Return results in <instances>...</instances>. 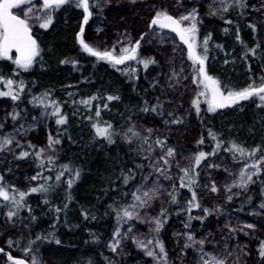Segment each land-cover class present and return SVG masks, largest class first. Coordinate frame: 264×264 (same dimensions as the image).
<instances>
[{
    "label": "snow or ice",
    "instance_id": "snow-or-ice-1",
    "mask_svg": "<svg viewBox=\"0 0 264 264\" xmlns=\"http://www.w3.org/2000/svg\"><path fill=\"white\" fill-rule=\"evenodd\" d=\"M132 5L138 3V0H128ZM112 0H0V61L11 62L14 65L12 70V76H6L2 69H0V97H9L12 101H18L21 98V94L24 93L26 85L24 80H17L14 77L19 75L21 71L27 72L39 64L44 68V49L34 34V28L38 26L39 29L49 30L54 27V21L56 19V13L61 9L71 6L76 9H81L82 22L79 25V31L75 33V39L78 42L83 52L88 53L90 56L95 57L97 61H105L113 67H116L118 71H122L127 74L131 79L136 75L137 69L131 67V62H135L137 65H142L144 70L149 69L150 66L159 65L155 56L143 57L140 54L142 44H152L155 42L159 46L166 44L171 45V54L167 56V64L169 65V72L167 74L161 73V76H166V84L161 85L160 79H154L150 87L156 88L160 86L163 92L164 88L177 90L178 86L187 88L184 81H189L195 88V97L191 101V107L194 108L197 117L201 115V105H206L207 113H216L219 109L230 108L233 106L241 105V102L248 101L255 104L256 108L261 112H264V75L259 77V81L251 79V82L242 88H235L222 82V80L209 71L208 61L212 51V33L208 32L207 35L200 38V25L203 23L201 19L200 10L195 6V0H193V6L191 8L186 7L185 0H174L175 12L169 10V8L161 4H151L152 11L149 13L148 18L145 20L147 31L141 32L138 38H133L130 33L125 32L123 39H117L116 43L110 48L106 47L101 49L99 46H95L86 42L85 38V25L89 24L90 19L94 15V9H100L103 11L104 7L109 6ZM249 7L248 0H213L209 5L208 15L220 16L223 18V14L230 10L240 9L244 10ZM243 12L241 11V15ZM228 24H232L231 20L225 21ZM249 28L255 33L257 31V25L251 23ZM167 30V31H165ZM100 31V29H97ZM239 26L236 29V39L245 47L246 51L243 54V59L247 60L248 54L255 57L257 50L260 51V55L264 57V46L260 43H256L253 47H248L241 40L239 35ZM224 32H228L225 28ZM172 34H175L173 37ZM178 38L179 43H177ZM216 49L223 50V45L215 44ZM181 56L186 52V60H180L179 70L176 67L177 53ZM163 55V53H161ZM227 56L228 53H225ZM187 62H190L187 63ZM235 61L233 60V63ZM61 64L72 63L75 66L78 61L70 60L68 58L60 60ZM225 64L229 61L225 59ZM125 66L123 69L118 66ZM190 69V71H187ZM249 71L251 72V66L249 65ZM51 93L45 91L40 96H33L32 103L34 106L42 107L43 111L39 116L32 117L34 122H39L41 119H46L49 115L55 116L57 125L67 124V116L62 113L60 103L54 99H50ZM97 99L96 96H91L85 100H81L80 103L85 106H91L92 102ZM118 95H108L107 100H119ZM171 103V101H169ZM103 107L108 108V104H103ZM242 107V106H241ZM49 109L51 111H49ZM144 113H153L159 116L163 120L165 126L179 125L184 123L182 117H176L173 111H165L164 103L159 97H156V103L150 104L147 100L144 101V106L140 109ZM7 115L11 116L13 122L18 121L20 118V112L16 111L15 107L11 113ZM95 116L97 122L92 123L91 127L94 129V139L99 138L106 141L108 145L117 143V137L123 139L129 147L136 144L135 151L138 154H144L143 158L148 160V167L151 171L148 175L143 174L145 165L137 164L136 169L140 170L142 179L147 182L149 177L156 175L157 179L151 182V187H148L146 183L138 184L135 190L130 193L131 202L125 204H119L118 206L109 205L112 212L115 213L116 227L112 233V237L108 243V247L113 253H121L123 251V243L126 239H131L135 246L140 249L143 254L150 257L154 264H173L169 260V254L166 250L165 244L160 239V233L165 228V225L169 219L168 210L164 207L165 203L178 204L179 191L177 185L173 181L171 169L173 165L179 171V188H187L191 193V198L186 202V208L183 211L187 213V221L184 223V228L189 231L181 233H174L177 236H183L184 244L180 248L178 258L181 260V264H184L189 250H192L193 261L191 264H240L242 257L248 255L247 244H240L237 242L231 249L228 244V240L233 235L242 232L245 236L255 234L259 229L257 223H246L243 226L233 227L230 224L226 225L228 228V238L223 244V252H217L216 245L219 241L209 240L207 237L197 239L195 234L190 230L191 222L196 219L201 223L212 215L213 213L219 215L221 206L215 207L202 206L200 198L198 197L197 188L203 187L207 191L213 194H218L220 189L217 186L215 180H212L210 184L206 183L201 185L200 166L202 162H205L209 156H215L225 144L223 139L218 138V134L209 130V136L215 141L211 153L205 151H199L194 154L193 157L186 158L189 163L187 166H182L179 160H176L178 155L174 147L168 146V138L156 135L153 139V133L158 130L154 127L145 128L143 131L137 128L135 124H129L126 129L117 131L114 125L110 122L101 123L99 118L101 116L100 106L95 108ZM87 119L92 120L89 116ZM261 125L264 126V116L261 117ZM6 127V123L0 121V152L8 151L12 152V146L20 148L18 154L14 153L15 159H25L30 155H33L37 161V167L42 170L52 171V166L55 165L57 156L55 154L56 144L61 141L59 139H53L51 135L48 137V144L44 148L36 149L31 142L28 143V148L33 149L30 153L24 149V145L16 138L19 134V129L14 128L12 133H3L2 130ZM20 128H24V125H20ZM27 131V129H25ZM204 142L201 138L198 143ZM229 147H223V150L232 154L234 160L238 157L240 160L251 159L252 163L244 162L240 168L238 177L233 179L231 184H225L224 189L226 193V199L232 201L233 197L239 195V193L233 192V188L243 189L245 192L249 190V185L254 184L253 177H259L264 172V144H258L251 149L242 146L235 140L227 141ZM160 149V154L153 156L152 153L156 149ZM50 153V154H49ZM238 154V157H237ZM209 168L219 167L215 164H208ZM61 171H59L55 180L57 185L48 183L52 180V176L44 177L42 172H38L30 179L32 181H38L43 179V183H38L35 186L30 187L27 191L18 189L13 184H7L5 182V176L0 174V208L6 209L4 211L5 221L14 228L17 222L23 224L24 228L28 231V243L26 246L20 248L23 253L22 256L13 255L11 251H6L4 247H0V254H3L5 258L3 264H44L40 253V248L37 242H47L59 245L61 240L56 238L54 232L45 234H36L32 239V231L30 224L37 220V217L32 214L33 209L27 203L26 197L33 193L41 194L44 199L43 203L48 205L50 203L47 195L53 191L55 187L59 186L61 178L65 173H69L67 179V188L71 189L73 184L80 179L81 170L79 168H70L69 165H60ZM10 171V169H9ZM134 169H128L127 171L121 170L118 179L122 182V185L128 186L130 181L135 180ZM227 171V169H226ZM235 175V174H233ZM160 177L164 180L170 181V189L166 188L160 183ZM115 190V189H114ZM262 195H264V188L261 189ZM129 193L124 192L123 196H128ZM167 195L168 201H164L163 197ZM68 202H71V195L67 197ZM251 200V197H248ZM160 200L159 213L148 216L147 211L143 214L141 209L147 210L152 207V204ZM261 210H264V202L259 205ZM68 203H65L63 208L56 207L55 212L57 214L62 211L66 213ZM200 210L202 215L193 216V210ZM27 211L29 214L27 219L28 223H25V217L21 216L22 211ZM81 214L85 219L91 216V219L95 220L97 217L91 214L88 210H83ZM107 214V213H106ZM254 215L264 218V211L259 213H253ZM59 216H57V221ZM140 221L149 225V233L151 239L142 240L137 235H133V225L130 222ZM129 224L127 230H123V225ZM154 225V226H153ZM54 227V226H53ZM250 230V231H249ZM2 235V233H0ZM212 234L209 233V236ZM23 236L21 237V239ZM94 239L98 237L94 236ZM7 246L11 249L14 245L17 247L20 244V240H13L9 238ZM158 249V251H156ZM211 249V250H209ZM259 262L264 264V239H261L257 249ZM88 264H92L90 260ZM113 264V262H109Z\"/></svg>",
    "mask_w": 264,
    "mask_h": 264
},
{
    "label": "trees",
    "instance_id": "trees-1",
    "mask_svg": "<svg viewBox=\"0 0 264 264\" xmlns=\"http://www.w3.org/2000/svg\"><path fill=\"white\" fill-rule=\"evenodd\" d=\"M185 5H187L186 1ZM107 9L108 7H104L103 11L94 9L92 18L97 17L102 19ZM205 11V5H201L200 14L203 23L200 25V38L202 40L208 32L212 33L210 58L221 53L223 58H215L221 59L222 64L227 65L224 63L226 59L224 56L225 50L228 49L226 42L229 39L228 37H230L233 41L237 42V47L242 49V61L246 64L247 72L250 73V80L245 86L251 82V79L259 81V77L264 75V62L256 56H251L250 53L248 54L249 58L244 60L243 54L246 49L236 39V29L239 26L241 40L248 47H253L252 42L255 40V33L248 27L252 22L249 20L239 22L234 19H228L232 21V24L226 23L227 19L209 21L206 19V15H204ZM81 12V9L67 6L56 13L54 27L47 31L41 30L40 33L34 32L44 49V68L42 69L37 64L27 72L21 71L14 78L24 80L26 85L25 91L32 98L48 91L51 93L50 99H54L59 103L61 96L58 92L65 88L67 82H70L69 86L76 90L73 102H71L72 104H78L84 110L91 111L93 115H95V108L100 106V122H110L117 131H121L128 127L126 117L129 113H134L138 116L144 114L140 109L144 106L145 100L150 104L156 103V97L158 96L152 87H150V84L154 79H160L161 85H165V76H161L160 74L166 73L167 65L162 55L152 52L148 47L141 48V56H155L160 61V64L150 66L149 69L144 70L142 65L131 62V67L137 69L136 75L131 79L127 74L118 71L116 67L111 66L107 62L97 61L95 57L83 52L75 39V33L79 31V25L82 22ZM88 25H85V31ZM225 28L228 29V32H224ZM215 44L223 45V50L216 49ZM65 58L74 59L78 63L75 66L72 63L61 64L60 60ZM249 65L251 66V72L249 71ZM208 66L210 73L219 77L223 82L224 76L220 72V67L213 63H208ZM118 67L123 69L125 66ZM13 68L14 65L11 62L0 61V69H2L6 76L13 75ZM227 79V85L229 86L235 88L244 87L234 82L231 75H228ZM157 88H160V86H157ZM108 95H118L120 99L108 101ZM91 96H96L97 99L92 102L90 107L80 103L81 100H85ZM105 103L108 104V108L106 109L103 107ZM60 106L62 113L67 116V124L57 125L55 122L57 117H53L46 127L48 134L53 139L61 141L59 144L53 146L59 153V157L55 165L52 166V171L39 169L37 161L30 155L28 158L21 160L13 157L12 160L0 168V174L5 176L7 184H13L18 189L27 191L30 187L44 182L43 179L38 181L30 179L38 172H42L44 177L51 175L52 180L48 181V183L57 185L58 182L55 180V176L61 171L60 165H69L73 169L79 168L81 170L80 179L73 184L71 189H68L67 179L69 173H65L61 178V182H59V186L55 187L47 195L50 201L48 205L43 203L44 197L39 193H33L26 197L27 203L33 209L32 214L37 217V220L30 224L32 239L35 238L36 234L42 233L46 235L49 232H54L56 238L61 240V244L59 245L54 242L38 241L42 244V248L50 264H88L90 260L92 264H109L110 261L113 264H121L108 250L107 244L114 231V222L110 221L106 216L105 208L111 203L121 200L123 191L130 187L137 179L138 173L134 167L133 149L122 141L108 145L106 141L99 138H91L94 129L92 127H84V122L87 121L86 117L70 119L66 112V106H62L61 104ZM201 108V115L199 118L197 117V120L200 123V139L203 138L204 142L191 146L194 154L199 151L211 153L215 146V141L209 136V130L217 133L218 138L225 141L222 147H229L230 145L227 144V141L236 140L239 137H243L244 139L238 143L249 149L258 144H264V126L261 125V117L264 116V112L258 115L255 104L247 101L244 107H240L237 122L229 118L231 116L227 115V111L218 110L216 113H207L206 105L204 104L201 105ZM103 114H108V116L105 117ZM233 122L239 125L236 130L235 139L228 137L230 132L229 127ZM257 125L259 127V139L257 142H254L252 135ZM25 150L29 151L26 147ZM128 169L135 170V180L130 181V184L125 186L122 185L118 177L121 170L127 171ZM259 178L260 176L255 177V183L252 187L247 192L243 191L239 198L230 202L228 208L243 214L248 207L256 204L259 200L260 192L261 180ZM177 188L179 191V203H169L168 213L173 209H177V212L180 213L179 216L182 217H180L181 219L172 218L169 215L168 222L161 231L163 240L167 244L171 228L175 225H181L184 228V223L187 221V213L183 209L186 208V202L191 198V193L187 188H179V182L177 183ZM69 195L72 197L70 203L67 199ZM248 197H251V200ZM65 203H68L66 213L62 211L57 214L55 208H63ZM5 210L4 208H0L1 217L4 216ZM83 210H88L97 218L93 220L89 216L88 219H85L81 214ZM28 215L26 210L21 213V216L25 217V223H28ZM57 216H59L58 221ZM217 223L218 220L213 215L208 216L203 223L194 219L191 222L190 230L196 234L213 231ZM28 231L19 221L16 227L13 228L11 224H3L0 220V233H2L0 241H3L5 244H7L6 241L9 238L17 240V235L20 232H24L28 236ZM94 236L98 237V239H94ZM261 239H264V236H257L255 241L247 248L248 255L244 258L245 264H260L257 249Z\"/></svg>",
    "mask_w": 264,
    "mask_h": 264
},
{
    "label": "rangeland",
    "instance_id": "rangeland-1",
    "mask_svg": "<svg viewBox=\"0 0 264 264\" xmlns=\"http://www.w3.org/2000/svg\"><path fill=\"white\" fill-rule=\"evenodd\" d=\"M187 2L186 7L191 8L193 6V0H185ZM213 0H195V6L201 10V5H205L206 11L204 15H206L207 20H236L239 22H245V20H249L252 23H255L257 25V31L255 32V40L252 42L253 46H255L256 43H260L262 46H264V0H248L249 7L240 10V9H234L230 10L227 13L223 14V18L220 16H210L208 15L209 5L212 4ZM228 2H231V0H228ZM156 4L157 6H160L161 4L166 5L170 11L175 12L174 7V0H138V3L135 5H132L128 2V0H112V3L107 6L108 9L106 11L105 16L100 19L97 17H94L91 19V22L89 23L88 27L86 28L85 38L87 39V42L90 44H93L95 46H99L101 49L106 47H111L113 44L116 43L117 39H123V34L125 32H128L131 34V36L135 39L139 37V34L141 32L147 31V26L145 23V20L148 18L149 13L152 11V8L150 7L151 4ZM216 3H219V0H216ZM241 11L243 14L241 15ZM97 29H100V31H97ZM41 30L38 26L34 28L35 33H40ZM167 31V30H165ZM174 37L175 34H172ZM227 40V50L226 53L228 55L224 56L229 63L227 65L222 64L221 59L217 58H223V55L221 53H218L216 56H212L208 63L215 64L216 66L220 67V72L223 74L224 79L223 82L227 84L228 79L227 76L231 75L234 82H236L238 85L245 86L246 83L250 80V73L247 72V67L244 61H242L241 52L242 49L240 47H237V42L232 40L230 37ZM232 40L231 42H229ZM177 43H179L178 38H176ZM142 47H148L152 50V52L158 53L161 55L163 53L162 57L164 59L166 67V73L169 72V65L167 64V56L171 54V45L166 44L163 46L157 45L155 42L152 44H142ZM261 50H257V55L262 62H264V57L260 55ZM184 59L186 60V52L183 56L180 55V53H177V61H176V67L177 70H179L180 66V60ZM233 60L235 61L233 63ZM190 64V62H187ZM187 71H190V69H187ZM228 74V75H227ZM184 84L187 85V88L183 86H178L177 90L168 89L165 87L163 92L161 91V88H152L155 94L160 98V100L164 103L165 111H173L176 117H182L184 120V123L179 125H170L165 126L163 124V120L161 117L156 116L153 113H144L142 115H135L134 113H129L126 117L127 125L129 124H135L138 129L143 131L145 128L148 127H154L157 129V132L153 133V139H155L156 135H160L161 137H167L168 138V146L174 147L178 153L176 156V160L180 161V164L182 166H187L189 161L186 158L193 157L194 153L191 149V146H195L198 144V141L200 140L201 134H200V123L197 120V115L195 113L194 108L191 107V101L195 97V88L193 85L190 84L189 81H184ZM71 83L67 82L65 88L62 91H59L58 93L61 96L60 104L62 106H66V112L67 115L71 118L76 117H87L91 116L93 117L92 120L87 119L86 122H84V127L89 128L91 127L92 123L97 122V118L91 111L84 110L76 103L73 102V99L75 97V89H73L71 86H69ZM165 84H166V76H165ZM27 91H24L22 94L20 100L18 101H12L9 97H0V121H3L6 123V127L2 130L3 133H12L14 128L19 129V134L16 135V138L20 141L22 145L29 150L31 153L33 149L28 148V143L31 142L32 145L35 146L36 149L44 148L48 144V137L49 134L47 132V124L48 122L55 116L49 115L46 119H41L39 122H34L32 120V117L39 116L40 113L43 111L42 107L40 106H34L32 101V97L30 94H28ZM37 96H40L39 94ZM171 101V103H169ZM247 101L241 102V105L233 106L230 108L225 109H219L221 111H227V115L231 116L229 117L232 119V121L237 122V118L239 117L240 113V107H244ZM15 107L16 111L20 112V118L18 121L13 122L10 115H7L8 113H11L13 111V108ZM49 111H51L49 109ZM257 114L260 115L261 111L257 109ZM256 114V116H257ZM105 117L108 116V114H103ZM234 119V120H233ZM207 120V119H206ZM231 121V122H232ZM102 123V122H101ZM238 123H231L229 129L230 132L228 134V137H235L237 134V125ZM20 125H24V128H20ZM27 129V131H25ZM259 127L257 125L256 130L254 131V134L252 135V138H254V142H257L259 139ZM2 134V133H0ZM94 137V133L91 135V138ZM235 139V138H234ZM244 138L239 137L236 138V142L242 141ZM117 141H123L122 138L117 137ZM126 143V142H125ZM133 149V161H134V167L136 168L137 164H143L145 165L143 174L148 175V173L151 171V169L148 167L149 161L143 158L144 154H138L135 149L137 147L136 144L131 145ZM13 151L8 152H0V168L7 163L8 161L12 160L14 157V153L18 154L19 151H21L20 148L15 147V145L12 146ZM50 154V153H49ZM55 154L57 156V159L59 157V153L55 150ZM160 154V149H156L154 153H152L153 156H157ZM33 158L34 156L31 155ZM21 160V159H20ZM252 163L251 159H245L240 160L239 157L234 160L232 157V154L229 152H226L223 150V147L218 150L217 154L215 156H209L205 162H202L200 166V177L199 180L201 182V185L203 184H210L212 180H215L217 183L218 188L220 189V192L218 194H213L210 191H207L202 186L197 188L198 197L200 198V202L202 206L206 207H215L216 205L221 206V211L219 215L213 213L212 215L217 218L218 223L215 226L213 231H207L201 234H195L197 239L207 237L209 240H212L214 237V243L216 241H219V244L216 245V251L217 252H223V244L225 240L228 238V228L226 225H231L233 227L237 226H243L246 223H257L258 225V231L250 236H245L242 232L237 233L232 236L230 240H228V244L230 246V249L239 242L240 244H247L249 245L255 241V238L257 236H264V218H261L260 216L254 215L253 213H259L261 210L259 205L264 202V195L261 193V189L264 188V172L260 174V188H259V200L256 204L253 206H250L244 211V213L240 214L237 213L234 209H230L229 203L239 198L241 193H243V189L239 188H233V192L239 193V195H236L233 197L232 201H228L226 199V193L224 189L225 184H231L233 179L238 177V173L240 168L243 166V163ZM208 164H215L219 167L216 168H209ZM227 169V171H226ZM136 172L138 173L137 179L131 184L130 187H128L124 192L129 193L128 196H123L122 193V199L119 201H115L111 203L110 205H113L115 203L116 206L119 204H125L131 202V195L130 193L135 190V187L138 184H144L146 183L148 187H151V182L156 180V175H152L149 177V180L145 182L140 174V170L136 169ZM171 174L173 177V181L176 185L179 182L178 176L179 171L178 169L173 165L171 169ZM235 174V175H233ZM255 179V177H253ZM160 183H162L166 188H169L170 181L164 180L163 177H160ZM253 184L249 185V188L252 187ZM164 201H168L169 197L165 195L163 197ZM160 204L161 201L157 200L152 204V207L150 209L144 210L141 209V213L143 214L145 211H147L148 216L151 217L154 214L159 213L160 210ZM169 203H165L164 207L168 210ZM107 213V214H106ZM105 214L108 217L110 221L114 222V230L116 227V217L115 213L112 212V210L108 207L105 208ZM169 215L172 218H180L182 216H179L180 213L177 212V209H173ZM193 216L202 215V212L200 210H194L192 212ZM181 219V218H180ZM1 222L4 224L5 216H0ZM133 225V235L139 236L142 240L151 239L152 236L148 235L149 233V225L146 223H141L140 221L130 222ZM154 226V225H153ZM129 227V224L123 225V230H127ZM135 229V230H134ZM189 231L185 228H182L181 225H175L171 228V231L169 233V239L168 244L164 242L163 237L160 233V239L165 244L166 250L169 254V260L173 262V264H181V260L178 258V254L180 251V248L184 244V238L183 236H177L174 235V233H181ZM250 231V230H249ZM114 232V231H113ZM209 233L212 235L209 236ZM23 238L21 239V237ZM17 240H20V244L17 247L16 245L13 246L11 249L8 248L7 244H5L3 241H0V247H4L6 251H11L13 255L16 256H22L23 253L20 251V248L24 247L28 243V236L24 232H20L17 235ZM110 241V240H109ZM109 243V242H108ZM40 253L44 264H50V261L47 258V255L42 248V244L37 242ZM108 245V244H107ZM247 247V248H248ZM108 250L113 257H115L121 264H154L152 259L150 257H147L143 254V252L138 249L135 244L132 242L131 239H126L123 243V251L121 253H113L110 248L108 247ZM211 250V249H209ZM158 251V249H156ZM193 253L192 250H189V254L187 255L184 264H191L193 261ZM244 257L240 260V264L244 263ZM4 257L0 256V264H3ZM257 264V263H255Z\"/></svg>",
    "mask_w": 264,
    "mask_h": 264
},
{
    "label": "water",
    "instance_id": "water-1",
    "mask_svg": "<svg viewBox=\"0 0 264 264\" xmlns=\"http://www.w3.org/2000/svg\"><path fill=\"white\" fill-rule=\"evenodd\" d=\"M0 256H3V254H0Z\"/></svg>",
    "mask_w": 264,
    "mask_h": 264
}]
</instances>
